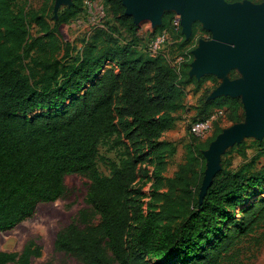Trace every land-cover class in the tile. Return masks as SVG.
<instances>
[{
	"label": "trees",
	"instance_id": "obj_1",
	"mask_svg": "<svg viewBox=\"0 0 264 264\" xmlns=\"http://www.w3.org/2000/svg\"><path fill=\"white\" fill-rule=\"evenodd\" d=\"M83 1L54 11V0L39 8L0 0V231L31 216L38 203L65 196L64 176L76 173L89 180L86 206L56 234V251L82 264H238L236 247L264 225V164L256 167L264 151L235 168L221 160L201 196L203 152L220 130L205 142L189 132L198 140L189 141L172 175H162L166 155L175 153L162 137L184 109L187 87L215 81L212 74L190 75L189 44L208 31L194 22L185 38L173 25L172 37L161 29L142 52L139 26L122 0H102L108 19L78 47L59 27L81 12ZM173 15L165 11L162 26ZM164 31L152 54L150 43ZM218 109L232 123L244 121L240 96L205 94L193 107L201 118L192 122ZM255 142L264 148V138ZM101 145L117 151V160L102 156ZM232 150L246 158L244 141ZM152 159L154 204L147 207L133 188ZM40 255L30 240L19 253L1 251L0 264H30Z\"/></svg>",
	"mask_w": 264,
	"mask_h": 264
},
{
	"label": "rangeland",
	"instance_id": "obj_2",
	"mask_svg": "<svg viewBox=\"0 0 264 264\" xmlns=\"http://www.w3.org/2000/svg\"><path fill=\"white\" fill-rule=\"evenodd\" d=\"M22 2H24V0H22ZM42 2L43 0H28V5L33 8H39ZM68 2L70 1L67 0L64 3H61L59 9L67 6ZM263 2L264 0H255L253 3L260 4ZM175 10L176 9L174 8L167 10L173 12L174 15L167 19L165 26H162L163 15L160 24H153L150 20H142L137 23L139 26L138 33L141 36V41L138 45L139 50L143 52L146 43L152 34L161 29L165 28L169 32L170 37L173 36L172 33L175 31L173 28L174 21L179 16ZM107 19L106 9L102 4V0H84L81 12L69 23L61 24L59 29L65 39L76 42L79 47L81 45V38H83L84 35L89 34L94 27L103 24ZM194 22L199 23L198 31H200L199 28H203L202 23L199 20H195ZM212 34L213 33L210 31L207 33L204 32L201 35L196 34L189 46L192 49H196L199 46L198 43L200 39H211ZM169 52L171 59L176 58L178 55L176 50H171ZM232 71L235 73V76L231 78ZM212 75L214 76L215 81L207 80L199 89H195L193 85L187 87L184 109L175 113L177 122H175L171 129H169L162 137L175 146V153L172 155H166L165 160L167 161V165L162 174L163 177L173 174L179 163L184 159L187 144L191 139H196L189 134L188 127L192 121L201 118L197 116L196 111L193 110L199 97L205 94L210 96V94L225 80L242 78V73L238 66L226 70L221 75H216L215 73ZM234 124L236 123L230 122L225 116H220L214 121L212 129L209 131L208 135L201 140H196L205 142L208 138L214 135L216 131L220 130V132H222L224 129H227ZM263 138L264 135L261 139L253 136L243 138L242 141L246 144V158L239 156L236 150L229 152L230 148L235 145L234 144L227 147L224 152L221 153L220 162L221 160H229L232 167L235 168L240 166L246 161V159L250 160L259 152L264 151V148L260 149L255 142L256 140L261 141ZM106 148V145H101L99 149L100 154L117 160V151H106ZM151 161L152 162L145 163V170L141 172L140 178L134 184L133 188L135 194L142 200L143 205H147V207L154 204L151 199L154 183L151 172L154 163L153 159ZM263 164L264 153L256 160V167L258 168ZM98 170L101 174H108V169L102 162H98ZM64 183L67 188L65 196L58 198L55 201L38 203L31 216L22 220L11 229L0 231V252L7 251L19 253L26 242L33 240L41 247V255L39 257H33L30 264H44L47 262L82 264L81 261L76 259L73 255L56 251L54 249V240L59 230L67 226L73 220L79 209L86 206L85 194L89 180L80 174L72 173L64 176ZM236 250L239 257L238 264H264V225L257 228L251 235L243 238L236 247Z\"/></svg>",
	"mask_w": 264,
	"mask_h": 264
},
{
	"label": "water",
	"instance_id": "obj_3",
	"mask_svg": "<svg viewBox=\"0 0 264 264\" xmlns=\"http://www.w3.org/2000/svg\"><path fill=\"white\" fill-rule=\"evenodd\" d=\"M54 11L67 0H54ZM67 5L71 4L69 0ZM125 13L134 22L150 20L160 24L163 13L176 9L181 33L189 38L195 20L203 29L212 32V38L199 40L192 49L194 59L190 75L197 78L205 74L221 75L238 66L242 78L225 80L210 98L222 95L240 96L245 118L241 123L224 129L210 142L203 154L206 169L201 186V196L206 192L214 174L220 169V155L238 144L243 138L264 135V2H228L226 0H122Z\"/></svg>",
	"mask_w": 264,
	"mask_h": 264
},
{
	"label": "built area",
	"instance_id": "obj_4",
	"mask_svg": "<svg viewBox=\"0 0 264 264\" xmlns=\"http://www.w3.org/2000/svg\"><path fill=\"white\" fill-rule=\"evenodd\" d=\"M174 25L176 27L180 26L179 18L177 17L174 21ZM167 35L164 32L158 34L154 40L149 45V50L152 54L156 53L157 50L160 48L161 44L165 41ZM179 58L176 59V61ZM223 114V111L218 109L215 110L207 119L205 120H198L189 124V132L198 137L203 138L208 135L209 131L212 129L213 121L216 120L219 116Z\"/></svg>",
	"mask_w": 264,
	"mask_h": 264
},
{
	"label": "bare ground",
	"instance_id": "obj_5",
	"mask_svg": "<svg viewBox=\"0 0 264 264\" xmlns=\"http://www.w3.org/2000/svg\"><path fill=\"white\" fill-rule=\"evenodd\" d=\"M61 1H64V0H61Z\"/></svg>",
	"mask_w": 264,
	"mask_h": 264
},
{
	"label": "crops",
	"instance_id": "obj_6",
	"mask_svg": "<svg viewBox=\"0 0 264 264\" xmlns=\"http://www.w3.org/2000/svg\"><path fill=\"white\" fill-rule=\"evenodd\" d=\"M177 122V121H176Z\"/></svg>",
	"mask_w": 264,
	"mask_h": 264
}]
</instances>
